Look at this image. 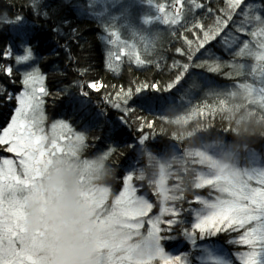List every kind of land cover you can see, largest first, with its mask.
I'll list each match as a JSON object with an SVG mask.
<instances>
[{
    "label": "snow or ice",
    "instance_id": "obj_1",
    "mask_svg": "<svg viewBox=\"0 0 264 264\" xmlns=\"http://www.w3.org/2000/svg\"><path fill=\"white\" fill-rule=\"evenodd\" d=\"M175 5L181 7L176 8L172 15L165 11L164 5L158 6L163 14L161 22L172 28L173 35H176L175 26L179 25L183 29L182 36L190 32L196 40L184 36L187 50L176 48V52L186 57L187 62L173 63L172 67L177 71L174 78L163 86L164 92L172 89L186 92L190 90L189 85L199 87L201 91L212 88L205 77H200L199 84H196L193 78L195 74L190 73V68H206L209 73H220L223 68H229L231 71L226 73L229 78H241L239 85L255 86L264 93V4L258 8L253 3H246V0H225L222 7L214 9L192 0V7L187 12L182 0H175ZM205 7L211 23H204L203 17L189 19L190 13ZM33 8L34 14L39 15L40 4L36 3ZM0 17V27L18 34L23 52L16 57L19 67L15 69L22 76L23 91L14 97L12 94L7 96L9 101L14 99L16 106L10 122L0 132V149L14 154V158L0 160V264H39L40 239L25 227V200L42 171L54 158L77 155L81 150L84 153L92 146L89 144L92 130L88 127L75 130L64 119H58L51 123L49 132L45 103L51 93L45 84L46 77L33 63H29L34 62V53L29 46V33L24 30L27 21L22 14H16L13 18L0 12ZM105 31L110 37L117 35L114 28L108 27ZM116 42L109 40V43ZM213 42L229 52L231 62L222 63L212 53L209 46ZM11 51L12 45H9L4 52L5 58L11 57ZM125 55L129 63L134 62L138 67L145 64L142 59L138 60L127 51H122L120 46L119 51L108 52L107 68L118 74L119 66L115 62ZM242 59L252 61L251 66L246 67L245 63L240 62ZM0 71L9 77L14 75L11 66L0 65ZM12 82L15 83V80ZM78 87L84 98L90 96L85 88L97 92L101 87L111 88L115 98L105 93L103 102L123 113L120 117L123 124H128V117L134 112L129 104L134 95L145 88L161 90L156 83L140 84L134 91L130 87L127 90L123 87L117 89L115 84L102 85L99 81L81 83ZM80 103L83 107L90 100L82 99ZM100 114L103 115V111ZM139 119L142 123L136 129L140 132L138 144H143L150 139L143 131L145 126L151 127V121L145 123L144 117ZM96 139L91 137L92 141ZM112 144L110 138H105L98 148L105 159L113 157L120 149L119 144ZM105 146L106 150H102ZM84 163L87 164V160ZM123 172L126 173L122 178L123 190L113 196L108 211L124 221L125 236L121 246L100 250L99 264H148L150 260L156 264H188L185 254L189 251L192 252L191 264H200L199 256L202 253L196 249L203 248L224 257L229 264H264V172L235 188L221 189L224 198L206 199L193 192L194 199H183L176 205L166 204V196L157 205L146 195H138V189L133 184L131 160ZM212 183L210 179L201 178L196 190ZM154 207L158 208V213H153ZM135 236L140 239L129 243ZM225 241L244 250L237 248L234 252L226 251L223 246ZM166 242H174L173 247H178L179 254L166 251Z\"/></svg>",
    "mask_w": 264,
    "mask_h": 264
},
{
    "label": "trees",
    "instance_id": "obj_2",
    "mask_svg": "<svg viewBox=\"0 0 264 264\" xmlns=\"http://www.w3.org/2000/svg\"><path fill=\"white\" fill-rule=\"evenodd\" d=\"M158 1L164 4L172 0ZM82 2L83 0H0V12L13 18L16 14H22L27 21L24 30L29 33V46L34 53V62L30 63L46 77L45 84L51 93L45 103L47 126L58 119H64L75 130L90 128L89 144L92 146L83 153L82 157L85 159L101 154L98 148L105 138L113 141L112 146L120 145L119 151L107 159L116 171V178L111 185L112 197L123 190L122 178L126 174L123 169L127 167L129 160L133 165V184L138 189L137 194L146 195V198L157 205L164 201L165 196L167 200L164 202L168 205L179 204L183 199H194L193 192L206 199L214 198L213 193L216 192L210 187L196 190L201 170L198 152L206 147H224L229 156L233 155L238 167L243 164L250 166L251 157L259 159L264 167V111L244 100L233 99L213 86L203 91L192 85H189L190 90L186 92L162 90L175 76L177 69L172 67L173 63L187 62L186 57L176 52V48L186 51L184 36L193 41L196 37L190 32H185L182 36V28L176 30V35L166 28H159L153 54L141 58L145 64L138 67L134 62H124L117 74L106 66L102 26L81 6ZM196 2L216 9L222 7L225 0ZM36 3L40 4L39 15L34 14L33 5ZM258 3L262 5L264 0ZM202 17L204 23H211L206 15V7L194 19ZM9 45H12L11 57L5 58L4 52ZM209 47L216 55L223 57L222 63L232 61V57L223 54L215 42ZM21 54L23 52L18 34L0 27V65L14 69L12 77L0 71V132L10 122L16 106L14 99L9 101L7 96L12 94L14 97L23 91L22 76L15 71L19 67L16 57ZM222 70L231 71L229 68ZM81 72L84 74L81 75ZM190 73L195 74L193 78L196 79V84H199L200 77L219 84L226 83L216 73H209L206 68H190ZM93 81H99L102 85L115 84L117 89L123 87L127 90L130 87L133 91L140 84L156 83L161 90L145 88L134 95L129 102L134 112L129 115L128 124H123L120 121L123 113L103 102L105 93L115 98L111 88L102 87L99 92L85 88L90 96H81L78 84ZM82 99H89L90 103L82 107ZM102 111L103 115L100 114ZM140 117H144L145 123L151 121V127L145 126L143 131L150 139L143 144H138L140 132L136 130L137 125L142 123ZM92 136L98 139L92 141ZM106 147L102 150H106ZM7 154L0 149V160ZM162 175L165 177L164 184H161ZM153 213H158L157 207H154ZM173 244L174 242H166V251L173 255L179 254L178 247H173ZM223 246L226 251L231 252L240 248L238 245H228L226 241ZM196 251L202 253L199 256L200 264L220 263L221 259L208 248ZM185 255L188 264H191L192 252ZM46 263L49 264V259ZM148 264L156 262L150 260Z\"/></svg>",
    "mask_w": 264,
    "mask_h": 264
},
{
    "label": "clouds",
    "instance_id": "obj_3",
    "mask_svg": "<svg viewBox=\"0 0 264 264\" xmlns=\"http://www.w3.org/2000/svg\"><path fill=\"white\" fill-rule=\"evenodd\" d=\"M82 155L54 158L25 200L26 226L47 238L49 264H99L98 243L125 236L108 211L115 169L102 154Z\"/></svg>",
    "mask_w": 264,
    "mask_h": 264
},
{
    "label": "rangeland",
    "instance_id": "obj_4",
    "mask_svg": "<svg viewBox=\"0 0 264 264\" xmlns=\"http://www.w3.org/2000/svg\"><path fill=\"white\" fill-rule=\"evenodd\" d=\"M259 1L260 0H246V3H253L254 6L259 8L261 6L258 3ZM182 2L184 11L187 12L188 9L192 7V0H182ZM159 5H164L165 11L169 15L175 14L176 8L181 7L180 5H175V0L164 4H162V2L160 3L158 0H83L81 6L85 7L88 13L93 15L102 26V38L106 46V57L110 50L116 52L119 51L120 46H122V51H127L132 57L139 60L142 56L153 54L154 48L157 46V38L160 33L159 28H166L172 31L171 27L161 22L160 17L163 14L158 10ZM201 11L202 8H199L196 9L194 13H190L189 19H194ZM108 27L114 28L117 33L115 37H110L105 31ZM175 28L177 30L180 26L177 25ZM109 40L117 42L109 43ZM219 49L223 54L231 56L223 47L219 46ZM212 53L214 52L212 51ZM214 54L221 62L224 61L223 57L219 56V54ZM124 62H128V57L126 55L122 56L121 60L115 63L120 67ZM240 62L245 63L246 67H250L252 64V61L248 59H242ZM226 63L228 62H225V64ZM223 71L224 70H221V72L216 73V75H218L221 81L224 80L226 83H215L209 78H207V81L213 87H217L223 93L225 92L229 97L244 100L264 111V93H261L258 87L239 85L238 83L241 82V78L235 76L229 78L225 74L227 72ZM50 126H47L49 132L51 131ZM198 155L201 166L199 182L201 178H207L213 181L212 184L204 188L210 187L212 191L216 192V194L213 193L214 198H224V192L221 191V189L226 187L235 188L242 183H247L249 180L255 179L258 173L264 172V167L256 157H251L250 166L246 167L243 164L238 167L236 161L232 157L233 155L231 154V156H229L224 147H206L199 151ZM5 158H14V154L8 153ZM236 160L238 159L236 158ZM164 183L165 177L162 175L161 184ZM25 227L29 233L40 239V251L38 253L39 264H47L46 260L49 259L47 238L42 233L31 232L26 226V221ZM138 239H140V237L135 236L129 243H135ZM122 240L123 239L112 242L101 241L98 243L99 251L106 247H119L121 246ZM218 259H221L218 264H229L222 256H218Z\"/></svg>",
    "mask_w": 264,
    "mask_h": 264
}]
</instances>
